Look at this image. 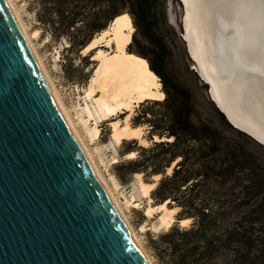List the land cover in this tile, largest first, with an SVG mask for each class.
<instances>
[{"label": "trees", "instance_id": "1", "mask_svg": "<svg viewBox=\"0 0 264 264\" xmlns=\"http://www.w3.org/2000/svg\"><path fill=\"white\" fill-rule=\"evenodd\" d=\"M167 2L30 1L44 33L66 39L76 53L116 17L127 13L132 20L127 51L147 60L165 98L140 104L131 120L134 127H149L144 138L150 144L124 141L122 155L136 156L117 163V176L124 182L136 173L147 181L160 176L154 205L167 201L179 209L178 220H191L152 239L161 264H264V145L234 127L202 90L169 72L168 34L176 31L168 24Z\"/></svg>", "mask_w": 264, "mask_h": 264}, {"label": "water", "instance_id": "2", "mask_svg": "<svg viewBox=\"0 0 264 264\" xmlns=\"http://www.w3.org/2000/svg\"><path fill=\"white\" fill-rule=\"evenodd\" d=\"M198 74L229 122L264 145L232 121ZM0 264H149L7 0H0Z\"/></svg>", "mask_w": 264, "mask_h": 264}, {"label": "bare ground", "instance_id": "3", "mask_svg": "<svg viewBox=\"0 0 264 264\" xmlns=\"http://www.w3.org/2000/svg\"><path fill=\"white\" fill-rule=\"evenodd\" d=\"M7 1L76 138L149 264H153L58 94L34 48L32 36L20 19L16 5L13 0ZM182 1L185 8V38L190 54L195 60L194 67L210 84L215 100L232 121L264 143V8L249 6L246 0ZM133 32L130 16L127 13L120 15L81 52L87 55L91 49H97L93 58L98 61V65L91 76L84 98L87 103L84 112L88 114V118L79 115L80 123L85 125L91 140L100 136L101 121L127 112L123 122L117 119L111 122L112 144L119 146L126 140L134 139L139 140L141 145L148 143L144 138V127L132 126L128 118L134 107L148 99L163 100L165 93L161 90L159 78L150 70L147 60L128 53L127 47L132 41ZM100 44L109 50L99 48ZM98 92L101 94L96 97ZM89 103L93 104L92 108ZM90 119L95 121L88 126ZM135 155V152H131L129 157ZM135 176L140 198H151V192L157 184L146 183L141 173H136ZM154 178L158 179L159 176ZM135 206H139V202H136ZM176 210L177 208L168 207L166 201L160 205L149 206L146 214L152 216L159 212V225L156 229H169L176 221ZM189 222L190 219H185L182 223Z\"/></svg>", "mask_w": 264, "mask_h": 264}, {"label": "rangeland", "instance_id": "4", "mask_svg": "<svg viewBox=\"0 0 264 264\" xmlns=\"http://www.w3.org/2000/svg\"><path fill=\"white\" fill-rule=\"evenodd\" d=\"M30 1L31 0H13L21 21L24 23L28 33L32 36L34 48L41 58L80 135L92 153L102 176L117 197L131 226L140 238L146 253L152 260L153 264H161L157 252L152 245V239L170 228H161L157 230L156 226L159 225L160 218L158 217H160V213L156 212L152 216L146 214L148 207L154 206V200L151 195V198H140L141 195L137 187V177L135 174L129 181L124 182L117 176V171L115 169L117 163L124 160V156L122 155L124 142L119 146H114L112 144L111 122L116 119L123 122L128 115L127 112L126 114L125 112L120 113L118 116L113 117L110 120L101 121L99 123L101 129L100 136L96 140L90 139L85 125L80 123L79 120V115L88 118V114L84 112L87 105L84 98L85 91L91 82V76H93L94 70L98 65V61L93 58L97 49L87 53V55L91 56L86 58L87 55H83L81 52L76 53L69 50V43L66 39L61 41L52 39L49 33H44L43 27L37 21L35 9L31 6ZM167 3L168 24L170 28L172 27V29L174 28L176 31L174 36L171 33L168 34V40L172 48V56L169 60L168 70L174 77L181 80L184 84L197 91L202 90V92L208 97L207 86L201 81L199 74L196 72L194 62L188 52L187 43L184 40L185 32L182 24L184 11L182 3L180 0H168ZM99 48L109 50L103 44H100ZM86 65H88L87 69ZM159 81L161 83V90L164 91L160 78ZM100 94L101 93L98 92L96 97L100 96ZM89 106L92 108L93 104L89 103ZM139 109L140 105L134 107L128 118L132 126L134 125L131 119ZM94 121V119H90L88 126L94 124ZM143 127L145 137L148 135L149 127L147 125ZM145 140L150 144V141L147 138H145ZM149 144L146 143L145 145ZM142 179L146 183H154L158 180L153 177L147 181L143 174ZM128 201L131 203H128ZM136 202H139V206L137 207L135 206ZM178 211L179 209L176 210V221L173 225L178 223ZM189 224L190 222L180 223L179 225L181 227H186L189 226Z\"/></svg>", "mask_w": 264, "mask_h": 264}, {"label": "snow or ice", "instance_id": "5", "mask_svg": "<svg viewBox=\"0 0 264 264\" xmlns=\"http://www.w3.org/2000/svg\"><path fill=\"white\" fill-rule=\"evenodd\" d=\"M249 6H259L264 8V0H246Z\"/></svg>", "mask_w": 264, "mask_h": 264}]
</instances>
